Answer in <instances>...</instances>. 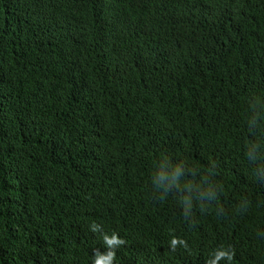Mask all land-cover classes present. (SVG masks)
I'll use <instances>...</instances> for the list:
<instances>
[{
    "label": "trees",
    "instance_id": "16d2710c",
    "mask_svg": "<svg viewBox=\"0 0 264 264\" xmlns=\"http://www.w3.org/2000/svg\"><path fill=\"white\" fill-rule=\"evenodd\" d=\"M260 167L264 0H0V264L113 232L134 264L148 227L189 264L165 243L212 225L218 264H264Z\"/></svg>",
    "mask_w": 264,
    "mask_h": 264
},
{
    "label": "clouds",
    "instance_id": "9594fccd",
    "mask_svg": "<svg viewBox=\"0 0 264 264\" xmlns=\"http://www.w3.org/2000/svg\"><path fill=\"white\" fill-rule=\"evenodd\" d=\"M257 174L264 176V167L258 168ZM185 208H191L190 201L185 202ZM144 223L148 226L147 221H144ZM213 227L214 225L201 229L197 227H192L191 229L181 228L180 234L172 235L167 240L165 250L172 252L180 249L182 252H186L187 256L190 255L189 264H218L221 259L225 258L226 261H231L235 255L234 251L224 247L216 248L215 243L210 241ZM100 228L101 226L98 224L92 226L93 231H97ZM148 232L149 227L147 232L142 233L137 239L133 257L134 264H173L166 254L159 252L154 241L146 235ZM103 240L106 243L105 253H100L97 250L93 258V264H120L119 251L126 245V239L120 234L113 232L111 235L104 233ZM193 257H198L201 262L192 263Z\"/></svg>",
    "mask_w": 264,
    "mask_h": 264
}]
</instances>
